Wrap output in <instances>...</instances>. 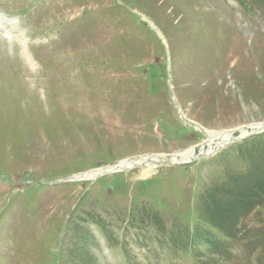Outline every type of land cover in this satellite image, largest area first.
<instances>
[{
	"label": "rangeland",
	"instance_id": "rangeland-1",
	"mask_svg": "<svg viewBox=\"0 0 264 264\" xmlns=\"http://www.w3.org/2000/svg\"><path fill=\"white\" fill-rule=\"evenodd\" d=\"M4 14L35 63L0 30V264H264V0Z\"/></svg>",
	"mask_w": 264,
	"mask_h": 264
},
{
	"label": "bare ground",
	"instance_id": "bare-ground-1",
	"mask_svg": "<svg viewBox=\"0 0 264 264\" xmlns=\"http://www.w3.org/2000/svg\"><path fill=\"white\" fill-rule=\"evenodd\" d=\"M13 23L11 22V21H7V20H4L3 18H0V26L2 27V29H9L12 33H17L16 32V30L13 28V27H11V25H12ZM0 27V28H1ZM17 35L18 36H15V38L17 37V38H19V37H21L22 39H23V37H25L26 35L25 34H21V33H17ZM0 41H1V43L3 44V43H5V41H4V39L3 38H1L0 37ZM21 45H23V46H25V52L27 51V49L28 48H26L27 47V42H23V41H21ZM3 46H4V44H3ZM25 57V62L29 65V67L31 68V69H34V64H33V62H32V60H31V57H30V55H29V59L26 57V56H24ZM252 110V109H251ZM250 112H252V111H250ZM264 128H263V126H261V125H258V126H255V127H253V128H250V130H253V132L254 133H261V132H263L262 130H263ZM243 133H242V135H241V137H240V139L241 138H247L248 136H250V135H248V134H250V133H248V132H246V131H242ZM228 134L227 135H225L224 134V136H222L223 138H217L215 141H219V140H222V142H223V144H221V145H225V144H228V143H230V141H232L233 140V137H234V134L235 133H233L232 131H230V132H227ZM211 134V133H210ZM252 134V133H251ZM209 142V141H208ZM215 143V142H214ZM225 143V144H224ZM231 144V143H230ZM210 145V144H209ZM208 144H207V146H209ZM211 145H213V144H211ZM220 145V144H219ZM226 146V145H225ZM208 149V148H207ZM196 150H197V148H196ZM204 150V149H203ZM209 150V149H208ZM213 150V149H212ZM194 151V150H193ZM191 152V153H188L187 154V158L188 159H190L189 161H191L192 160V158H195V155L193 154L194 152ZM202 153H204V152H202ZM213 153V151H209L208 153L206 152V154H212ZM186 154V153H185ZM200 156V155H199ZM144 161V160H143ZM155 162H158V161H153L152 163H155ZM192 162V161H191ZM135 163V162H134ZM122 164H124V163H122ZM121 164V165H122ZM125 165L126 164H124V166L123 167H125ZM131 169V168H130ZM125 170V169H124ZM99 175V172L98 171H94V172H89V174L87 175V176H84V177H82V179L80 178V180H87L88 181V179H90V178H96L97 176ZM80 180H78V181H80Z\"/></svg>",
	"mask_w": 264,
	"mask_h": 264
},
{
	"label": "trees",
	"instance_id": "trees-1",
	"mask_svg": "<svg viewBox=\"0 0 264 264\" xmlns=\"http://www.w3.org/2000/svg\"><path fill=\"white\" fill-rule=\"evenodd\" d=\"M258 191L261 193V195L263 194V190H264V183H261L258 187ZM243 190L240 193H238V198L235 201L236 205H240L246 207L248 204L252 203L251 201L253 200V198H255L252 195V189H254L251 185L250 182H247L246 185H244V187L242 188ZM258 199V198H257ZM256 200V199H255ZM249 207V206H247Z\"/></svg>",
	"mask_w": 264,
	"mask_h": 264
}]
</instances>
